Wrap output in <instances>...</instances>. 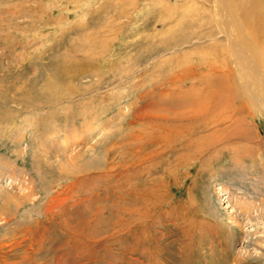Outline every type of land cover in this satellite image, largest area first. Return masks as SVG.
<instances>
[{
	"label": "rangeland",
	"instance_id": "1",
	"mask_svg": "<svg viewBox=\"0 0 264 264\" xmlns=\"http://www.w3.org/2000/svg\"><path fill=\"white\" fill-rule=\"evenodd\" d=\"M213 9L212 0H0V156L33 183L14 202L22 190L1 179L0 264H237L247 241L264 239L258 217L232 230L221 190L264 198L259 152L231 134L250 125L264 140V114L219 124L226 136L188 167L136 150L140 114L163 106L159 92L183 59L167 35L172 18L194 30Z\"/></svg>",
	"mask_w": 264,
	"mask_h": 264
},
{
	"label": "bare ground",
	"instance_id": "2",
	"mask_svg": "<svg viewBox=\"0 0 264 264\" xmlns=\"http://www.w3.org/2000/svg\"><path fill=\"white\" fill-rule=\"evenodd\" d=\"M212 3L213 11L206 16L205 23L201 19L198 23L196 21L195 26L198 27L194 30L189 26L183 28L184 17L172 18L175 21L169 26L167 35L171 36L169 42H172L173 52L179 56L181 51L183 59L178 62L176 60L177 71L171 74L163 93L159 92L158 101L163 106L149 113H141L139 119L142 124H138L135 129V137H140L137 140V153L149 147L150 161L161 157L168 161V167H171L170 161L175 158L179 167H186L192 156L201 155L216 141L224 138L227 129H223V125L219 127V124L234 118L236 123L239 122L240 111L245 110L247 118H252L253 114H264V0H212ZM185 28L192 33H186ZM188 46L190 49H187ZM193 56H196L195 61ZM145 115H148L147 119H144ZM238 125L232 126L231 134H236V137L239 135L247 143L254 144L252 150L259 152L257 155L263 167L264 140H258L256 137L259 135L252 137L250 125L240 128ZM194 145L197 147L195 150L192 149ZM138 164L140 162L135 165ZM5 176L11 182L18 183L23 192L11 201L26 200L29 190H32V179L25 177L23 169L15 168L11 161L0 156V184ZM261 187L264 188V185ZM233 189L221 188L225 190L227 199L223 214L227 216L229 224L234 226L232 230L243 229V221L251 224L254 217L263 222L264 198L256 202L243 195L241 189ZM251 236L247 234L246 238L250 240ZM253 236L257 234L253 232ZM250 241V244L248 241L245 243V251L239 252L237 261H234L247 264L250 259L264 264V239L255 238ZM253 241V247L257 250L254 255L248 250Z\"/></svg>",
	"mask_w": 264,
	"mask_h": 264
}]
</instances>
